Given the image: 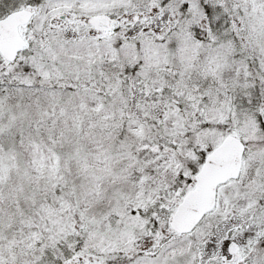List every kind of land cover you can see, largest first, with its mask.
Masks as SVG:
<instances>
[{"label": "snow or ice", "instance_id": "1", "mask_svg": "<svg viewBox=\"0 0 264 264\" xmlns=\"http://www.w3.org/2000/svg\"><path fill=\"white\" fill-rule=\"evenodd\" d=\"M0 264H264V0H0Z\"/></svg>", "mask_w": 264, "mask_h": 264}]
</instances>
